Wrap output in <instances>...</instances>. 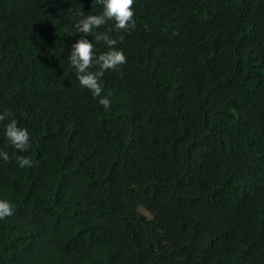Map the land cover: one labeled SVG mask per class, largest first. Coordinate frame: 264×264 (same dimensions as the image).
I'll return each mask as SVG.
<instances>
[{
  "label": "trees",
  "instance_id": "16d2710c",
  "mask_svg": "<svg viewBox=\"0 0 264 264\" xmlns=\"http://www.w3.org/2000/svg\"><path fill=\"white\" fill-rule=\"evenodd\" d=\"M101 11L0 0V264H264V0H135L109 109L68 60Z\"/></svg>",
  "mask_w": 264,
  "mask_h": 264
},
{
  "label": "clouds",
  "instance_id": "9594fccd",
  "mask_svg": "<svg viewBox=\"0 0 264 264\" xmlns=\"http://www.w3.org/2000/svg\"><path fill=\"white\" fill-rule=\"evenodd\" d=\"M135 0H93V4L102 6V11L98 15L85 16L82 12L75 24V31L81 34V38L71 45L68 60L75 69L76 79L79 85L87 89L98 104L105 109L111 106L112 93H104L102 77L106 71H119L127 63V57L123 51L117 49L118 42L123 41V36L113 39L109 34L98 32L108 22H112L113 28L109 31L118 33H128L136 28L133 11ZM85 37H93L96 43L103 42L108 51L95 55V48L91 40ZM96 69L93 71V69ZM14 114L5 111L0 114V122L9 119L5 126V136L9 144L18 152H27L31 148L30 135L27 129L19 127L18 122L13 118ZM0 159L5 163L10 162L8 152L0 150ZM16 160L20 168L31 167L33 161L30 157L17 156ZM14 205L7 200L0 199V220L12 216Z\"/></svg>",
  "mask_w": 264,
  "mask_h": 264
}]
</instances>
